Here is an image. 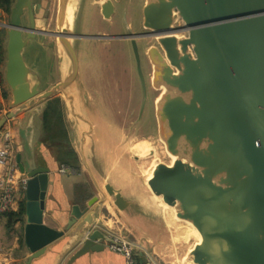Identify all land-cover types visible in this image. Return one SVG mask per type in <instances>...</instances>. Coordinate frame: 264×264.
Wrapping results in <instances>:
<instances>
[{
  "label": "water",
  "instance_id": "water-1",
  "mask_svg": "<svg viewBox=\"0 0 264 264\" xmlns=\"http://www.w3.org/2000/svg\"><path fill=\"white\" fill-rule=\"evenodd\" d=\"M72 1L57 0L55 30L49 33L56 37V48L62 54L58 67L65 60L67 72L41 91L39 80L30 84V70L23 58L28 41L39 32L35 6L31 0H14L7 25L4 73L14 108L0 118V130L21 113L29 124L40 111L35 106L58 93L66 98L67 108L74 104L67 95L79 66L72 40L99 36L73 31L67 21ZM112 10L110 0L101 5L105 18ZM25 17L28 25L21 24ZM141 28L155 37L156 44L144 53L151 66V86L162 89L155 102L158 134L174 158L171 164L154 163L144 182L146 188L162 214L165 206L171 207L177 219L197 230L200 241L187 253L191 264H264V0H144ZM118 37L131 41L140 71L137 34L128 31L114 36ZM141 80L146 94L142 74ZM69 107L72 115L75 110L79 114L74 105ZM76 120L72 119V125L80 150L91 160V151L82 148L81 120ZM16 161L28 177L27 264L79 220L83 225L71 247H78L72 259L99 250V238L108 237L95 228L94 213L93 218L85 216L88 208L74 204L62 230L43 223L48 170L24 165L19 154ZM102 173L113 177L107 170ZM105 190L117 206L126 203L108 179Z\"/></svg>",
  "mask_w": 264,
  "mask_h": 264
},
{
  "label": "crops",
  "instance_id": "crops-1",
  "mask_svg": "<svg viewBox=\"0 0 264 264\" xmlns=\"http://www.w3.org/2000/svg\"><path fill=\"white\" fill-rule=\"evenodd\" d=\"M34 4V17L36 18V2L31 0ZM112 1V0H110ZM107 0H91V6L97 5V13L101 18L105 20L111 19L105 18L101 14V5L106 4ZM117 2V1H116ZM113 6L114 2L112 1ZM144 3V0H143ZM142 3V5H143ZM113 11V10H112ZM111 11V12H112ZM10 20V13H6L0 7V66H2L4 60L6 62V41H7V25ZM36 24V22H35ZM37 27V24H36ZM101 33V32H100ZM105 35L106 33H101ZM107 43V41L103 42ZM103 47V46H102ZM26 48V47H25ZM25 50V49H24ZM86 52V51H83ZM57 55V60L62 57L60 50L57 47L54 52ZM26 65L30 72L28 74V80L30 84H34L39 80L40 86L50 84L41 91L46 90L51 85L55 84L63 76H65L68 65L64 60L62 67H58L56 62V69L60 74L54 80L53 84L47 83L42 79V68L39 63L34 59H25ZM79 62V59H78ZM0 77V118L8 111L14 108L12 104L11 90L7 85L4 73ZM87 63L83 65V71L87 67ZM44 72V71H43ZM85 72V71H84ZM87 77L81 75L80 65L78 66V73L75 81L72 83L68 90L67 95L72 96L69 100L79 109L73 111L72 104L69 103L67 108L66 98L62 93H58L55 96L59 97L63 106V114L67 120V128H71L73 133H76L72 125V119L74 123L76 118L81 120L79 122L80 134L82 135L84 145L83 150L91 151V160L83 158L81 155H76L77 165L70 166L65 163H60L56 157L55 150H53L47 143L42 140V121L41 114L43 108L46 105L47 100L39 102L35 107L40 108L38 114L33 115L31 122L28 124L26 121V114L21 113L16 118L11 119V123L14 126L15 136L21 143V149L18 154L21 157V161L26 166L45 167L48 170V187L44 197V208L42 213V221L45 225L54 228L56 230H62L67 220L70 217L71 207L77 204L81 209L88 208L86 217L93 218V213L97 218L95 228H99L106 233V228H111L123 235L124 237L139 242L142 247L138 250L137 258L141 264H166L161 258L155 256L156 247L163 244L169 236V226H172V220H170L168 214L160 212L157 207L155 197L146 188L143 181H140L139 175L131 173L125 175L126 177H120L121 168H118V162L113 164V180L110 177L103 175L106 172L105 165L107 164V156L102 152V146L105 142L102 141L101 134L104 133L106 127H103L100 123L103 108L95 107L96 98H93L88 92ZM107 115V114H106ZM99 116V117H98ZM87 135V139L84 138ZM86 139V141H84ZM74 150V148H73ZM75 154L78 152L74 150ZM84 152V151H83ZM61 165H67L74 169L70 173H61L59 168ZM110 180L120 191L122 197L126 203L117 206L114 203V197L110 196L105 190L106 181ZM119 183L116 185V183ZM92 198H95L90 206L89 202ZM25 204V200L21 203ZM172 215V214H171ZM5 216H0V242L7 250V255L0 256V264H27L30 251L27 249L24 243V229L26 225V215L24 213L21 220L16 221L12 227L7 228ZM169 225H168V224ZM83 224L80 220L64 235L57 240L50 243L45 251L37 258H33L29 264H124L123 256L117 252L109 250L106 246L107 240L99 238L97 241L101 247L96 251H89L81 256L72 259V255L78 247L71 249L72 245L77 240V234L80 232V228ZM196 231V230H195ZM197 232V231H196ZM198 240V237L196 241Z\"/></svg>",
  "mask_w": 264,
  "mask_h": 264
},
{
  "label": "rangeland",
  "instance_id": "rangeland-1",
  "mask_svg": "<svg viewBox=\"0 0 264 264\" xmlns=\"http://www.w3.org/2000/svg\"><path fill=\"white\" fill-rule=\"evenodd\" d=\"M33 1L37 5V20L35 21L37 29L44 33L53 32L57 0ZM90 1H72L68 9L67 21L77 34L100 36L101 32L112 36L102 39L76 38L72 40L78 55L81 75L87 77V82L90 83L87 85L88 92L93 98H96L95 107H101L104 110L100 123L106 127V131L101 134L102 141L105 142L104 145H101V150L107 156L105 168L107 174L113 175V164L118 162V168H121L120 177L136 173L139 175L140 181L145 182L146 177L151 176L156 161L171 164L174 160L166 151L158 134L155 102L162 89H154L151 86V68L143 55L144 49L151 44L152 40H146L139 44L137 51L140 63L139 71L131 41L123 37L114 38V36L126 35L128 31L133 34L139 32L143 0L117 1L113 6L110 20L101 18L96 10L97 5L91 6ZM25 22L26 18L25 21L21 20V24H25ZM176 26L179 27L180 24ZM105 41L107 43L103 44ZM51 44L54 46L53 48ZM55 51L56 41L50 34V36H35L30 39L23 52L25 59H34L38 63L40 62L39 65L44 71L41 72L42 79L51 84L60 74L55 67L56 61H58ZM85 63L88 66L84 72L83 65ZM3 64L0 66V77L3 76L1 73L4 71ZM141 74L145 82L146 94L143 90ZM47 86L43 84L40 89ZM64 123L68 146L78 151L76 152L77 156L81 155L82 158L84 156L88 159L89 154H83L80 150L77 135L71 131V128H67L65 117ZM163 211L165 220L167 214L170 220L172 217L174 218L173 225L169 226L168 239L156 247L155 256L161 258L166 264H191L187 259V253L199 237L198 232L190 224L177 219L171 207L165 206Z\"/></svg>",
  "mask_w": 264,
  "mask_h": 264
},
{
  "label": "built area",
  "instance_id": "built-area-1",
  "mask_svg": "<svg viewBox=\"0 0 264 264\" xmlns=\"http://www.w3.org/2000/svg\"><path fill=\"white\" fill-rule=\"evenodd\" d=\"M21 149V143L15 136L11 121H7L0 130V216L17 211L21 201L25 200V189L28 177L21 172L16 156ZM72 168L61 165L59 172L70 173ZM107 230V248L123 256L124 264H140L137 258L142 245L115 232L111 226ZM6 256L7 250L0 242V256ZM2 264H4L2 262Z\"/></svg>",
  "mask_w": 264,
  "mask_h": 264
},
{
  "label": "trees",
  "instance_id": "trees-1",
  "mask_svg": "<svg viewBox=\"0 0 264 264\" xmlns=\"http://www.w3.org/2000/svg\"><path fill=\"white\" fill-rule=\"evenodd\" d=\"M14 0H0V7L10 13ZM63 106L59 97L54 96L47 100L41 114L42 121V140L55 150L56 157L60 163L70 166L77 165V157L71 146L67 143V131L63 117ZM25 213V204H19L17 211H10L3 216L6 218V227L10 228L16 222L22 219Z\"/></svg>",
  "mask_w": 264,
  "mask_h": 264
},
{
  "label": "flooded vegetation",
  "instance_id": "flooded-vegetation-1",
  "mask_svg": "<svg viewBox=\"0 0 264 264\" xmlns=\"http://www.w3.org/2000/svg\"><path fill=\"white\" fill-rule=\"evenodd\" d=\"M113 2H114V0H112ZM116 2H114V4H115ZM26 18V24L25 25H28V20H27V17H25ZM54 30H55V27H54ZM53 30V31H54ZM26 32H23V37L25 38L26 37ZM137 34V38H136V41H137V43H138V46H139V44H141L142 42H144V41H146V40H152L151 41V44L149 45V46H151V45H155L156 43H155V37L154 36H152L149 32H147V31H145L144 29H140L139 30V32H137L136 33ZM103 34H101L100 33V36H102ZM35 36H50V34L49 33H44V32H41V31H39V32H35ZM34 36V37H35ZM52 36V35H51ZM99 36V35H98ZM96 37V38H101V37ZM54 39H55V41H56V37L55 36H52ZM96 38H92V39H96ZM32 39V38H31ZM81 39H84V38H81ZM91 39V38H90ZM102 39V38H101ZM51 46H52V48L54 47L52 44H51ZM149 46H147L146 48H148ZM145 48V49H146ZM145 49H144V51H145ZM143 55L145 56V53L143 52ZM145 58H146V56H145ZM147 59V58H146ZM56 62H58V61H56ZM147 63H148V65L150 66V64H149V62H148V60H147ZM150 68H151V66H150Z\"/></svg>",
  "mask_w": 264,
  "mask_h": 264
},
{
  "label": "bare ground",
  "instance_id": "bare-ground-1",
  "mask_svg": "<svg viewBox=\"0 0 264 264\" xmlns=\"http://www.w3.org/2000/svg\"><path fill=\"white\" fill-rule=\"evenodd\" d=\"M180 33H184V32H180ZM179 34V33H178ZM164 144V143H163ZM186 223H188V224H190L194 229H195V227L191 224V223H189V222H186ZM196 230V229H195ZM197 231V230H196ZM200 241V236L198 237V240L196 241V242H199Z\"/></svg>",
  "mask_w": 264,
  "mask_h": 264
}]
</instances>
